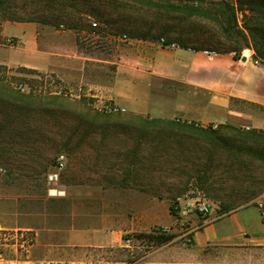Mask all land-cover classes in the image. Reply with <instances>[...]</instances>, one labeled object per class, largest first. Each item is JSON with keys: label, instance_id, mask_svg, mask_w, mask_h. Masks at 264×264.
<instances>
[{"label": "rangeland", "instance_id": "374dc122", "mask_svg": "<svg viewBox=\"0 0 264 264\" xmlns=\"http://www.w3.org/2000/svg\"><path fill=\"white\" fill-rule=\"evenodd\" d=\"M0 1L3 2L0 21L12 17L33 20L60 31H73L82 51L102 60H118L116 51L128 43L120 40L123 34L132 37L136 33H149V38L137 40L157 42L166 38L190 49L217 53L231 47L228 37L232 35L233 41L241 38L238 48L242 54L257 49L258 58L264 62V27L256 25L262 14L258 17L252 14L243 0H152L158 4L155 7L119 1L115 3L117 8L102 7L93 0ZM227 7L235 11L236 21L226 15ZM186 9L193 10L196 16L187 18L188 15L183 14ZM88 20L90 25L92 20L98 23V28L91 25L89 30ZM122 21L130 24L124 25ZM70 24H78V27L58 28ZM0 79L21 93L62 96L70 103V107L63 110L52 107L47 111L41 109L15 115L10 118L14 120V129L0 130V169L4 170L0 172L2 228L29 229L35 223L46 222L48 214L53 222L66 221L69 205L58 198L62 196L50 193L53 188L48 180L65 160L64 170L67 167L100 170L103 181L110 182L112 178L114 182L118 176L119 185L125 187L143 185L140 180L144 177L164 182V191L151 192L169 201L178 216H175L174 225L154 230L167 228L169 234L182 236L187 241L191 240L193 229L201 226L208 216L181 217L180 199L205 196L213 203L212 211L219 213L257 206L264 201L263 144L243 141L236 132L232 134L226 130L221 133V142L215 144L192 134L175 136L169 135L168 130L130 127L131 120L139 123L140 118L97 112L94 99L64 86L51 74L3 68ZM78 102L94 111L81 108L74 112L73 108H80ZM108 104H99L98 108L103 110ZM5 110L0 106V120H5L1 114ZM87 112L90 117L79 116ZM227 124L243 130L236 119ZM162 142L169 143L172 148L167 155L155 152ZM82 160L86 163L80 166ZM59 174L60 183L64 178L63 172ZM54 214L57 216L53 217ZM127 236L133 238L128 234L124 238ZM130 244L132 249L118 248L112 255L110 251L88 252L94 261L130 264L153 250L150 244L135 239ZM208 261L213 264H264V250H226Z\"/></svg>", "mask_w": 264, "mask_h": 264}, {"label": "crops", "instance_id": "0c3cea01", "mask_svg": "<svg viewBox=\"0 0 264 264\" xmlns=\"http://www.w3.org/2000/svg\"><path fill=\"white\" fill-rule=\"evenodd\" d=\"M11 39L16 43L10 44ZM116 52L118 60H102L83 52L73 31L37 22L0 23V66L51 74L94 99L97 112L104 113L99 104L109 103L128 117L180 119L203 126L236 119L243 128L264 131V64H256L261 60L250 51L236 59L234 53L183 47L170 51L136 39ZM65 162L58 170L64 179L49 184L65 193L58 198L69 205L66 221L53 222L48 214L46 222L29 228L36 235L31 257L23 262L2 257L0 264H120L94 261L88 250L112 255L118 248L132 249L126 234L133 237L176 223L170 202L149 187L119 185L118 176L114 182L103 181L100 170H64ZM250 249L264 250V217L256 206L211 211L205 223L193 229L190 241L177 236L130 264H213L208 260L226 250Z\"/></svg>", "mask_w": 264, "mask_h": 264}, {"label": "trees", "instance_id": "16d2710c", "mask_svg": "<svg viewBox=\"0 0 264 264\" xmlns=\"http://www.w3.org/2000/svg\"><path fill=\"white\" fill-rule=\"evenodd\" d=\"M90 2L91 0H87ZM95 4H98L102 7H107V6H113L116 7L115 3H118L119 1L123 3H128V2H133L136 4L140 5H146V6H158L157 3L153 2L152 0H93ZM246 3V8L252 13L256 14L257 17L262 14L261 18H258L259 20L256 21V25L258 27H264V0H243ZM244 3V4H245ZM165 7V6H164ZM3 8V2L0 1V10ZM117 8V7H116ZM174 10H177L175 6H172ZM193 9V8H190ZM231 8L227 7L226 9V15L231 18V20L236 21V13L233 10V12L230 11ZM193 11V10H192ZM190 10H184L183 14H187V18H192L196 16L194 12ZM103 14V13H102ZM104 15V14H103ZM91 17V16H88ZM100 18L99 16H97ZM2 21H10V22H36L33 20H21V19H15L12 17H9L7 19H4ZM0 21V23L2 22ZM88 27L89 30L91 28L90 21L88 20ZM124 25H128L130 23H127L126 21H122ZM107 25V24H105ZM113 26L115 25L112 24ZM108 26V25H107ZM64 27L65 29L72 30L76 29L78 27V24H70V25H65V26H58V28ZM125 36L131 37L129 34L125 33L123 34ZM133 36L131 38H149V33H136L132 34ZM237 37V36H236ZM232 35L228 37V42L231 45V47L227 48L225 52L229 53H234L236 59H241L242 57V52L238 48V42L241 39H236L233 41ZM258 44V41H256ZM183 48H188L186 46H183L182 44L180 45ZM194 50H203L200 48H194ZM254 50V58H258V50ZM258 60V59H257ZM255 60V61H257ZM261 60V59H260ZM261 63L264 64V62L261 60ZM7 69L3 66H0V69ZM78 105L80 108L75 107L73 108L74 112L80 111L81 108H86V106L83 105L82 102H78ZM0 106L2 108H5L6 110L4 112H1L3 114V117L5 116V120H0V130L2 131H7L8 129H14V120L10 119L11 117H14L15 115L19 114H24L28 111H40L43 109V111L49 110V108L56 107L57 109L63 110L65 107H70V103H68V100L63 98L62 96H53V95H35V94H25L21 93L20 90H16L13 88L8 82H6L4 79H0ZM87 111H94L92 108H86ZM85 109V110H86ZM89 114V115H88ZM79 116L85 118V117H90V113L87 112V114H84L83 116L79 114ZM5 121V122H4ZM130 127H137L142 130L146 128H154V129H161V130H168L170 131L169 135H175V136H180L183 134H192L194 136H197L201 139H204L206 141H210L211 143L219 144L221 140L223 139L222 132L223 130L230 131L232 134H239V137L246 142H251V143H259L264 145V131H258V130H249L246 131L245 128L243 130H238L235 129L231 126L227 125H219L215 129V125L210 124L208 126H203L201 124L197 123H188V122H183L180 119H175V120H162V119H150V118H140L139 123H134V121H130ZM128 123V124H129ZM170 144L167 142H162L158 144V147L155 148V152H161L160 154L167 155L172 148L169 146ZM149 181V183H148ZM141 184L144 182V187L147 188L149 184V188L151 191H164L166 185L164 182H161L160 180L155 179H141L140 180ZM156 187V190L155 188ZM171 212L174 216H178V211L174 209V207H171ZM157 230H154L150 233H141V234H136L133 236V238L137 241L141 242H146L147 244H150L151 248H158L163 245L171 243L177 236L175 234H169V233H164L161 231V228ZM131 236H127L125 238L129 239Z\"/></svg>", "mask_w": 264, "mask_h": 264}, {"label": "built area", "instance_id": "2783aa9c", "mask_svg": "<svg viewBox=\"0 0 264 264\" xmlns=\"http://www.w3.org/2000/svg\"><path fill=\"white\" fill-rule=\"evenodd\" d=\"M91 25L94 29H97L99 24L96 23L94 20H92ZM119 38L123 42H131L136 40L125 35ZM9 42L10 44L16 43L14 39H11ZM156 43L160 48L170 51L178 50L181 48L180 45L166 38H160L157 40ZM250 53L252 56L255 54L254 51H250ZM255 63L260 64L261 62L257 60L255 61ZM124 111L125 110L114 104H108L103 107V112L106 114L119 115L124 113ZM62 168L63 165L60 164V166H58L57 169L61 170ZM0 172L3 173L4 170L0 169ZM59 178L60 175L58 173H53L48 176V180L50 184H57L59 182ZM50 193H53L55 196H63L65 194L64 191L58 187L52 189ZM178 205L180 209L179 215L181 217L201 218V217H206L211 213L213 203L205 196L199 195L197 197L187 196L183 199H180ZM256 207L260 210L262 217H264V201H260ZM161 231L164 233L169 232L167 228H161ZM133 240L134 238H129L126 239V242L130 244ZM35 242H36V235L34 231L30 229L27 228L0 229V258L6 257L5 254H11L12 256L9 259L15 262L27 261L31 257L33 248L35 246Z\"/></svg>", "mask_w": 264, "mask_h": 264}, {"label": "water", "instance_id": "95a60500", "mask_svg": "<svg viewBox=\"0 0 264 264\" xmlns=\"http://www.w3.org/2000/svg\"><path fill=\"white\" fill-rule=\"evenodd\" d=\"M242 61H243V62H245V61H246V59H245V58H243V59H242Z\"/></svg>", "mask_w": 264, "mask_h": 264}]
</instances>
